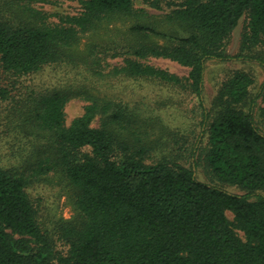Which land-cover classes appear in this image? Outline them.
Wrapping results in <instances>:
<instances>
[{"label":"trees","instance_id":"obj_1","mask_svg":"<svg viewBox=\"0 0 264 264\" xmlns=\"http://www.w3.org/2000/svg\"><path fill=\"white\" fill-rule=\"evenodd\" d=\"M19 1L34 22L0 20V64L12 75L76 65L80 59L71 51L79 40L113 17L134 18L131 33L163 41L128 43L126 54L135 58L107 73L98 56L82 63L99 77L146 79L195 95L207 135L206 166L218 182L243 194L200 181L195 162L191 168L165 160L147 164L151 146L132 129L127 105L65 89L42 92L33 103V125L52 139L79 219L58 226L57 239L67 247L60 254L39 224L27 181L0 169V264H264V134L251 113L254 102L242 109L252 79L233 73L208 111L202 99L206 64L234 59L225 45L242 17L240 55L264 69V55H249L264 46V0H154L151 7L169 10L159 21L135 10V0H83L77 15L58 16V23L31 7L54 0ZM147 57L173 61L188 74L180 78L139 61ZM7 96L0 90V102ZM74 97L87 104L67 125L65 107Z\"/></svg>","mask_w":264,"mask_h":264},{"label":"rangeland","instance_id":"obj_2","mask_svg":"<svg viewBox=\"0 0 264 264\" xmlns=\"http://www.w3.org/2000/svg\"><path fill=\"white\" fill-rule=\"evenodd\" d=\"M81 1L54 0L33 3L31 7L46 14L48 23H58V16L77 15L81 11ZM153 1L135 0L134 9L144 10L159 21L169 10L164 5L162 10H156L150 6ZM22 5L23 2L19 0H0V20L11 23L34 22ZM246 22V17H242L225 45L226 54L234 59L207 62L202 87L203 106L207 111L210 109L218 90L233 73H245L251 77L252 84L249 102L242 109L247 111L250 102H254L251 113L255 125L264 134V69L258 62L240 55ZM134 24L135 19L129 17H113L97 24L71 51L74 58L80 59L75 60L76 65L55 64L34 74L16 76L4 72L0 64V90L8 93L7 100L0 102V169L21 175L27 181L26 192L38 212L39 224L51 235L54 247L60 254H65L67 247L57 239V228L62 223H76L79 214L73 204L74 190L68 185L63 171L55 164L50 135L38 131L33 125V103L42 92L65 89L70 93L93 95L98 99L127 105L133 118L132 129L137 128L140 138L151 146V152L145 160L147 164L165 160L191 168L195 162L193 170L200 181L220 186L234 194H243L236 186L218 182L206 166L204 155L207 135L204 128L199 126L202 116L195 95L182 88L151 80L99 77L86 70L82 62L90 63L92 56L101 59L104 73L121 66L124 58L134 59L126 54L128 43L149 40L164 44L157 38L134 35L130 32ZM165 30L173 31L172 28ZM249 55L263 57L264 46L253 48ZM139 61L180 78L188 74L187 68L168 59L147 57ZM86 104L81 97L71 98L65 107V123L69 125L79 117ZM97 125L95 120L92 126ZM260 193L264 195V191ZM226 217L229 221L233 219L230 212H226ZM237 234L243 238L242 233Z\"/></svg>","mask_w":264,"mask_h":264}]
</instances>
